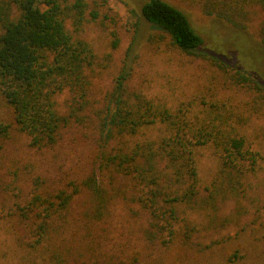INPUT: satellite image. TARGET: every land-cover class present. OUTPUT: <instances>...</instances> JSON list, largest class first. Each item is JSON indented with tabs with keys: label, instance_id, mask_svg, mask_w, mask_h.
Masks as SVG:
<instances>
[{
	"label": "trees",
	"instance_id": "obj_1",
	"mask_svg": "<svg viewBox=\"0 0 264 264\" xmlns=\"http://www.w3.org/2000/svg\"><path fill=\"white\" fill-rule=\"evenodd\" d=\"M99 6L95 2L87 13L85 0H0V98L10 113L9 121L0 118V149L14 135L24 137L30 148L53 147L62 130L82 125L91 111L103 147L100 170L110 172V180L119 178L127 187L130 200L137 205L131 211L146 220L148 238L165 248L178 243L187 252L193 233L200 229L191 218L194 213L210 229L223 230L240 219V213L228 215L223 209L228 201L235 203L245 197L250 184L247 178L262 167L264 154L236 126L245 120L240 113L211 102L200 115L191 112L188 104L185 108L167 106L129 84L134 44L111 89L96 106L94 81L105 63L82 36V29L87 15L94 18ZM201 6L205 14L236 30H246L250 9H259L263 20L258 37L264 46V0H201ZM132 8L138 20L134 43L144 23L164 30L178 50L211 61L228 74L231 83L248 89L255 97V110L264 113V77L255 73L253 79L245 68H237L234 54H220V58L212 50H204L203 38L183 10L167 0H142ZM116 44L113 40L111 45ZM63 95L64 101L59 103L57 97ZM152 127L158 128V136L138 139L143 129ZM205 145L217 158L208 183L199 178L195 155V149ZM2 181L5 188H0V196L5 199L14 181ZM42 181L39 175L33 178L25 206L15 202L19 186L10 195L12 206L6 215L19 206V220L33 217L37 222L32 228L34 238L24 248L28 257L23 264L63 262L52 243V232L55 221L64 217L78 196H88V215L95 221L108 213L112 198H127L123 190L108 188L95 173L80 181L70 180L68 188L49 190ZM176 259L183 261L182 252Z\"/></svg>",
	"mask_w": 264,
	"mask_h": 264
},
{
	"label": "rangeland",
	"instance_id": "obj_2",
	"mask_svg": "<svg viewBox=\"0 0 264 264\" xmlns=\"http://www.w3.org/2000/svg\"><path fill=\"white\" fill-rule=\"evenodd\" d=\"M85 1L88 3L87 13L95 2L100 4L94 18L87 15L88 21L82 29V36L105 63L94 81L96 106L111 89L134 44L135 57L130 61L133 72L129 84L132 82L146 96L167 106L185 108L188 104L191 112L200 115L211 102H217L227 111L240 113L245 120L236 126L245 132L252 147L264 154V113L255 110V97L248 89L231 83L228 74L211 61L178 50L162 29L148 28L144 23L134 43L138 20L132 7L142 0ZM167 1L188 15L194 29L203 38L204 50L210 49L220 58V54H234L237 68H245L253 79H256L253 77L255 73L264 77V46L258 37L263 13L259 9H250L246 30H236L223 20L205 14L201 0ZM113 40L117 42L115 47L111 45ZM64 98V95L59 96L57 100L62 103ZM91 114V111L87 113L82 125L73 124L62 130L53 147L30 148L24 137L14 135L0 149V188H5L1 187L2 180L4 183L14 181L5 199L0 196V264H23L27 260L24 248L34 238L32 228L37 222L33 217L25 222L19 220L21 210L18 207L27 204L36 175L44 180V186L54 190L68 188L66 185L70 180L80 181L92 173L108 188L123 190L127 198L120 195L112 198L108 213L95 221L88 215V196H78L64 217L55 221L57 227L52 232V243L63 258L60 264H264V162L255 175L247 178L250 184L245 197L235 203L228 201L223 209L228 215L240 213L239 220L223 230L210 229L204 224L203 217L194 213L191 218L200 229L193 233L187 252L180 250L178 243L165 248L146 236V220L141 221L131 211L137 205L130 200L131 194L123 182L119 178L110 180V172L100 170L103 147L97 121ZM0 118L10 120V113L1 98ZM158 135V128L152 127L143 129L138 139ZM195 155L199 178L202 183H208L217 168V158L206 145L196 148ZM15 186L20 190L13 189ZM18 190L15 202L19 206L6 215L12 206L9 204L10 195ZM213 240L220 241L215 243ZM47 245L52 246L48 242ZM181 252L183 261H178L176 258Z\"/></svg>",
	"mask_w": 264,
	"mask_h": 264
}]
</instances>
